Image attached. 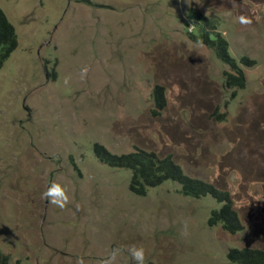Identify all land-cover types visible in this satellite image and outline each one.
Here are the masks:
<instances>
[{
    "label": "rangeland",
    "instance_id": "374dc122",
    "mask_svg": "<svg viewBox=\"0 0 264 264\" xmlns=\"http://www.w3.org/2000/svg\"><path fill=\"white\" fill-rule=\"evenodd\" d=\"M0 8L18 39L0 68V250L10 264H100L117 247L118 264H134L131 245L144 247L146 264H230V249H264V0ZM191 9L215 20L233 58L256 61L234 97L223 87L227 66L190 38ZM157 85L167 106L154 117ZM96 144L172 154L185 174L230 194L244 229L211 226L222 203L185 196L173 181L133 194L131 171L100 162ZM53 182L67 190L63 210L42 198Z\"/></svg>",
    "mask_w": 264,
    "mask_h": 264
},
{
    "label": "trees",
    "instance_id": "16d2710c",
    "mask_svg": "<svg viewBox=\"0 0 264 264\" xmlns=\"http://www.w3.org/2000/svg\"><path fill=\"white\" fill-rule=\"evenodd\" d=\"M191 12L196 18L197 35H190V38L211 49L215 56L227 66L228 69L223 72V87L225 90L235 89L236 91L232 94L234 97L237 90L245 89L247 85L243 67H252L256 61L248 56H243L239 60L233 58L229 53L227 39L217 31L215 20L206 17L196 9H191ZM17 46L15 27L0 8V68ZM152 97L155 103L152 115L158 117L167 106L165 88L155 86ZM211 117L215 121H222L226 118V113L218 115L214 113ZM94 153L104 164L131 171L129 189L133 194L145 196L150 188L157 187L166 181H173L181 186V193L185 196L200 198L210 195L222 203L219 209L212 211L209 220L211 226L221 224L222 228L230 234H236L244 229L230 194L205 180L185 174L172 154L159 156L154 151L139 148L126 154H113L101 144L94 146ZM227 257L230 264H264V249L233 248L228 251ZM0 264H10L9 257L1 250Z\"/></svg>",
    "mask_w": 264,
    "mask_h": 264
},
{
    "label": "clouds",
    "instance_id": "9594fccd",
    "mask_svg": "<svg viewBox=\"0 0 264 264\" xmlns=\"http://www.w3.org/2000/svg\"><path fill=\"white\" fill-rule=\"evenodd\" d=\"M88 72V68L84 67L81 69V77H86ZM64 83L67 85L69 83V78L66 77ZM177 93H179L180 89L178 85L174 86ZM42 198L46 199L50 204L55 205L59 209H65L70 203L69 196L66 188L60 183L53 182L48 186L47 190L43 192ZM129 255L131 256L134 264H146V253L143 246L131 245L127 248ZM121 253V249L119 247L114 248L111 252L100 261V264H118V257ZM76 264H86L83 257H78L76 260Z\"/></svg>",
    "mask_w": 264,
    "mask_h": 264
}]
</instances>
